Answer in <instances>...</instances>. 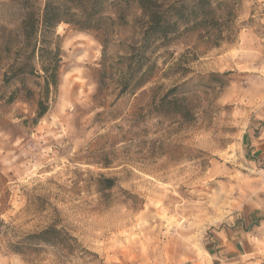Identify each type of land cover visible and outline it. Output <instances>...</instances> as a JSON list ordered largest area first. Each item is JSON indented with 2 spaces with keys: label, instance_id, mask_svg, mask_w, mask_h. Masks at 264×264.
<instances>
[{
  "label": "rangeland",
  "instance_id": "obj_1",
  "mask_svg": "<svg viewBox=\"0 0 264 264\" xmlns=\"http://www.w3.org/2000/svg\"><path fill=\"white\" fill-rule=\"evenodd\" d=\"M220 1L236 16L230 43L207 48L192 32L155 46L147 83L119 98L136 2L101 0L93 29L60 23L45 45L59 48L57 85L34 122L41 79L4 76L45 0H0V264H203L206 237L247 214L257 225L241 264H264V0ZM49 227L62 244H30Z\"/></svg>",
  "mask_w": 264,
  "mask_h": 264
},
{
  "label": "trees",
  "instance_id": "obj_2",
  "mask_svg": "<svg viewBox=\"0 0 264 264\" xmlns=\"http://www.w3.org/2000/svg\"><path fill=\"white\" fill-rule=\"evenodd\" d=\"M141 12V35L138 46L126 57L124 70H119L117 82V98L128 92H135L143 87L149 78L148 70L142 72L146 54L155 46H166L178 36L196 32L198 38L207 48H218L230 43L234 36L236 16L225 2L220 0H134ZM101 0H64L55 4L45 0L41 14L28 12L20 24V32L24 39L22 48L28 51L24 60L18 63L11 75H5L4 82L19 80L25 74L37 75L40 82L35 85L40 89V98L36 102V118H42L48 110V96L51 87L57 85L59 67V48L50 49L47 37L52 34L60 23L79 28L93 29L98 22ZM75 11L77 12H73ZM36 60L39 70L35 68ZM42 75H39L38 72ZM179 86L172 87L159 99L153 97V109L169 106L167 99L178 93ZM31 96L32 92L26 90ZM182 102V101H180ZM173 112L180 118H186L188 110L176 100L171 101ZM99 188L111 189L114 179L101 178ZM61 231L49 227L38 233L27 236L30 244L51 245L62 244L57 235ZM67 235V234H66ZM68 236V235H67ZM74 240V238H71Z\"/></svg>",
  "mask_w": 264,
  "mask_h": 264
},
{
  "label": "crops",
  "instance_id": "obj_3",
  "mask_svg": "<svg viewBox=\"0 0 264 264\" xmlns=\"http://www.w3.org/2000/svg\"><path fill=\"white\" fill-rule=\"evenodd\" d=\"M239 220L234 226L213 230L205 239V252L209 257L203 264H241V258L253 247L256 219L246 215L236 217Z\"/></svg>",
  "mask_w": 264,
  "mask_h": 264
}]
</instances>
